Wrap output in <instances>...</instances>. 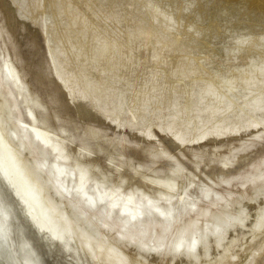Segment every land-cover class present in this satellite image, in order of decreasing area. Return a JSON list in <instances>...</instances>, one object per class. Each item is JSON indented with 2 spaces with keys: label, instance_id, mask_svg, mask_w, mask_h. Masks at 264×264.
<instances>
[{
  "label": "rangeland",
  "instance_id": "374dc122",
  "mask_svg": "<svg viewBox=\"0 0 264 264\" xmlns=\"http://www.w3.org/2000/svg\"><path fill=\"white\" fill-rule=\"evenodd\" d=\"M32 1L0 0V264H264V0H46L40 22ZM48 50L107 113L69 98ZM19 160L69 245L8 171ZM77 166L85 194L117 197L88 206ZM172 176V191L153 181ZM129 194L134 221L120 214Z\"/></svg>",
  "mask_w": 264,
  "mask_h": 264
},
{
  "label": "bare ground",
  "instance_id": "6f19581e",
  "mask_svg": "<svg viewBox=\"0 0 264 264\" xmlns=\"http://www.w3.org/2000/svg\"><path fill=\"white\" fill-rule=\"evenodd\" d=\"M34 1V0H33ZM33 1L31 3V6L30 8L32 9V14L36 17V19L39 20L40 22V15L42 12L46 11L48 6L45 5L48 4L46 2V0H41L39 3H37V5H34L33 4ZM31 14V13H30ZM37 20V21H38ZM38 22V23H39ZM45 30V29H44ZM44 36H46L44 34ZM48 54H49V58H50V62H51V66H52V74L55 75L56 79L59 81L60 85L63 86V88L65 89V91L67 92L69 98L71 99H78V100H85V101H88L90 104H92L93 107H95L96 110L100 111V112H103L102 114L104 115V113H107L106 112V108L104 106H101L99 104H97L91 97L89 96H85L84 94L81 93V91L75 87L73 88L71 85H68V83H64L61 78L59 77V75L55 72V69L53 67V64H52V60H51V55H50V52L48 50ZM67 54L65 52H62V53H57V57H58V60L60 61L61 58H65V60L68 58V61H69V58L70 57H67ZM64 60V61H65ZM63 62V61H62ZM59 72L61 73V71L59 70ZM58 72V73H59ZM8 74L11 78H13V80L15 81V83L17 84V74L14 70V67H12V65H10V68L8 70ZM7 77V76H6ZM19 84V83H18ZM20 85V84H19ZM21 91L23 90V88L21 87L20 88ZM31 117H32V121L35 125H37L39 122L35 121V119L33 118L32 114L30 113ZM109 116V115H108ZM1 122V120H0ZM1 126V125H0ZM4 128V127H3ZM1 129V128H0ZM3 131V130H2ZM1 131V132H2ZM0 132V133H1ZM170 132V131H169ZM35 138L37 139V141L43 143L46 147L50 148L56 155H58V157L62 160V161H65V157L63 156V152H62V148H61V145H60V141L59 139H57L56 137H54L53 135H51L50 131H48L46 128H42V127H39V128H36V129H33V133H32ZM170 134L172 135L174 141L176 143H178L179 145H183L185 143H181L179 142L173 135L171 132ZM4 137V136H3ZM1 140V139H0ZM5 140V139H4ZM6 141V140H5ZM1 142L3 143V141L1 140ZM0 142V143H1ZM8 145V144H7ZM10 146V144H9ZM4 147V146H3ZM5 148V147H4ZM8 149V148H7ZM13 149V148H12ZM6 150V149H5ZM4 150V151H5ZM1 151V150H0ZM14 151V150H13ZM147 152H149V150H145ZM8 152V151H7ZM192 152V156L194 155L195 153V150H191ZM14 154L16 156L20 154L15 150L14 151ZM13 154V155H14ZM4 157V156H3ZM6 157V156H5ZM12 157V156H11ZM10 156L8 157L7 156V159H9ZM12 159V158H11ZM16 160V159H15ZM11 161V160H10ZM9 162V161H8ZM17 164V163H16ZM20 166L19 169L16 168L14 162H11V163H7V166H8V171L10 173H13L12 171H16V173H14L15 175H13V179L16 181V184H18V186L21 188L20 190H23L24 193L26 194V200L27 198L30 199L29 201H32V206H34L36 208V211L37 213L39 214V219L43 222L44 220H49L51 219L52 217L55 218L54 216L58 215L56 214L57 213V208H54L52 207L48 200L47 199H44L42 196H41V189L40 187L38 188L37 187V182H36V179H34L32 173L30 172L31 170L28 169L27 166H25L24 163L21 164V161L19 160V163ZM55 168V172L58 176L64 178V174L66 173V169L64 167H61L59 165H55L54 166ZM76 175H77V183L75 184V192L80 195L87 203H88V206H92L93 208L94 207H97L98 205L102 204V203H105V197H108V194L113 196V198H116V194L118 193V189H108V190H102V192H96L94 193H91V195H88L87 193L85 194V187H86V184L87 182L89 181V176H88V173H87V170L84 168V167H81V166H77L76 169H74ZM176 171L173 172V174H175ZM11 175V176H12ZM19 176L20 178L16 179V177ZM174 176V175H173ZM172 177L170 178H167V179H154V183L156 182V184H159V185H162L168 189H170V191H172L171 189L174 188V184H173V181H172ZM15 184V185H16ZM18 189V187H17ZM167 190V189H165ZM174 190V189H173ZM92 192V191H91ZM21 194V193H20ZM121 196V195H120ZM25 198V196H23ZM166 199V197L168 198V196H164L160 193V199L164 198ZM263 197V196H261ZM170 198V197H169ZM159 199V200H160ZM125 203H123L122 207H121V215L122 216H127L130 218V220L134 221L137 216H138V210L136 209V207L132 206L133 204V201H134V198L131 194L129 195H126L125 198ZM158 200V201H159ZM168 200V199H167ZM25 201V200H24ZM28 201V202H29ZM147 201H150V200H147ZM109 205H110V208L111 210H114L116 207H117V201L115 202L114 200H111L109 199ZM26 203V202H25ZM30 204V203H29ZM134 205V204H133ZM30 206V205H29ZM30 206V207H32ZM54 206V204H53ZM33 207V208H34ZM261 208V207H260ZM30 209V208H29ZM35 211V212H36ZM156 212L160 213V211H158V209L155 210ZM264 211V210H262ZM28 212V211H27ZM161 215L165 216L164 213H160ZM264 216V215H263ZM57 218L56 219V223L58 225V230H55V228H52L53 230L51 231V234L52 236L61 242V244H64L65 245H69L70 244V233H71V227H70V223L69 221L64 218L63 215H58L56 216ZM258 217V216H257ZM263 219V218H262ZM50 222V220H49ZM47 223V222H46ZM51 223V222H50ZM49 223V225H50ZM53 224V223H52ZM55 224V222H54ZM252 224V223H251ZM38 225V224H37ZM48 225V226H49ZM56 225V224H55ZM56 225V226H57ZM42 226V225H41ZM40 226V227H41ZM251 226V225H250ZM242 227V226H241ZM245 227V226H244ZM50 230V229H49ZM211 234V232H210ZM2 237V236H1ZM196 242L197 241H193L192 245L190 246V248H195V245H196ZM182 246V245H181ZM179 247V246H178ZM1 262V261H0Z\"/></svg>",
  "mask_w": 264,
  "mask_h": 264
},
{
  "label": "flooded vegetation",
  "instance_id": "af4514ba",
  "mask_svg": "<svg viewBox=\"0 0 264 264\" xmlns=\"http://www.w3.org/2000/svg\"><path fill=\"white\" fill-rule=\"evenodd\" d=\"M91 207V206H90Z\"/></svg>",
  "mask_w": 264,
  "mask_h": 264
}]
</instances>
